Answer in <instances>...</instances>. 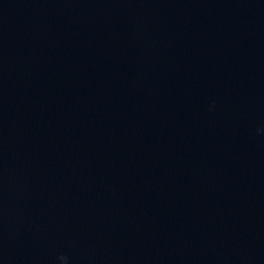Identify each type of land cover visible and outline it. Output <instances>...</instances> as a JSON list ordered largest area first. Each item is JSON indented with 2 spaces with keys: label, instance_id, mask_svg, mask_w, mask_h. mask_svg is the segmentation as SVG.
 Segmentation results:
<instances>
[{
  "label": "water",
  "instance_id": "water-1",
  "mask_svg": "<svg viewBox=\"0 0 264 264\" xmlns=\"http://www.w3.org/2000/svg\"><path fill=\"white\" fill-rule=\"evenodd\" d=\"M0 264H264V0H0Z\"/></svg>",
  "mask_w": 264,
  "mask_h": 264
}]
</instances>
